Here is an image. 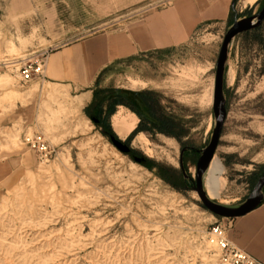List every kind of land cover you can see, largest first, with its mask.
Returning a JSON list of instances; mask_svg holds the SVG:
<instances>
[{
	"label": "rangeland",
	"instance_id": "374dc122",
	"mask_svg": "<svg viewBox=\"0 0 264 264\" xmlns=\"http://www.w3.org/2000/svg\"><path fill=\"white\" fill-rule=\"evenodd\" d=\"M172 1L0 0V264H221L211 232L222 224L228 233L230 219L202 206L192 190L195 165L214 127L223 38L264 0L245 7L243 0H203L202 8L218 3V22L190 28L189 21L182 44L104 70L88 89L84 115L88 97H74L87 89L38 81L23 87L3 66L128 30ZM223 92L226 115L213 157L223 172L212 201L236 207L264 174V22L231 42ZM120 99L137 113L119 108ZM117 113L133 126L125 139L111 126ZM97 118L104 126L90 120ZM23 134H42L53 160L38 164ZM139 135L146 142L133 144ZM183 151L188 181L179 167ZM7 161L15 169L5 172Z\"/></svg>",
	"mask_w": 264,
	"mask_h": 264
},
{
	"label": "crops",
	"instance_id": "0c3cea01",
	"mask_svg": "<svg viewBox=\"0 0 264 264\" xmlns=\"http://www.w3.org/2000/svg\"><path fill=\"white\" fill-rule=\"evenodd\" d=\"M202 2L203 0H173L174 4L166 11L143 24L116 34L88 37L51 53L46 61L45 82L91 90L100 73L110 66L139 61L182 44L191 31L185 30V23L192 22V28L203 23L218 22V3L213 2L202 8L199 5ZM227 13L228 11L224 13V18ZM178 34H184V39H176ZM89 90L74 97L78 103L86 97L89 99L80 108L82 115L92 97V91ZM121 90V94L137 93L126 88ZM118 106L126 108L123 101ZM90 120L96 126L101 124L98 120ZM2 167L5 172L15 169L11 161L3 163ZM228 227V240L254 260L264 264V190L263 200L258 208L245 216L230 220Z\"/></svg>",
	"mask_w": 264,
	"mask_h": 264
},
{
	"label": "water",
	"instance_id": "95a60500",
	"mask_svg": "<svg viewBox=\"0 0 264 264\" xmlns=\"http://www.w3.org/2000/svg\"><path fill=\"white\" fill-rule=\"evenodd\" d=\"M264 22V6L261 11L251 17H244L235 20L227 30L215 64V84L213 93V118L214 127L211 138L207 146L199 151V158L196 162V174L192 190L197 194L202 206L213 216L221 219H236L254 211L263 200L264 174L258 179L251 193L243 203L236 207H226L209 200L206 196L203 186V177L207 172L209 165L214 157L215 150L221 135L223 122L225 119V101L223 92V80L228 59V49L233 39L243 33L258 29ZM183 154L180 155L179 167L185 181L189 178L183 168Z\"/></svg>",
	"mask_w": 264,
	"mask_h": 264
},
{
	"label": "built area",
	"instance_id": "2783aa9c",
	"mask_svg": "<svg viewBox=\"0 0 264 264\" xmlns=\"http://www.w3.org/2000/svg\"><path fill=\"white\" fill-rule=\"evenodd\" d=\"M50 54H42L31 60L13 59L4 69H11L17 74L21 86L34 81L45 82L46 61ZM21 144L34 154L38 164L46 165L55 157V149L42 134H23ZM227 221L228 219H223ZM211 235L219 250L221 264H260L248 254L235 247L227 238V226L216 225Z\"/></svg>",
	"mask_w": 264,
	"mask_h": 264
},
{
	"label": "bare ground",
	"instance_id": "6f19581e",
	"mask_svg": "<svg viewBox=\"0 0 264 264\" xmlns=\"http://www.w3.org/2000/svg\"><path fill=\"white\" fill-rule=\"evenodd\" d=\"M254 1L255 0H243L242 5L243 7H245L247 5H251ZM232 81H233V76L231 75L229 78V83L231 84ZM127 124H128L127 121L125 120V118L122 116L121 113H117L112 117L111 126L113 128V131L121 139H125L133 127L132 125H127ZM145 142L146 140L144 136L139 135L138 137L135 138L133 144L142 145ZM222 172H223V167L221 163L216 158H213L207 170L205 185H204V191L209 200H215V199L217 200L219 198V191L221 188V181L219 177L222 174Z\"/></svg>",
	"mask_w": 264,
	"mask_h": 264
},
{
	"label": "trees",
	"instance_id": "16d2710c",
	"mask_svg": "<svg viewBox=\"0 0 264 264\" xmlns=\"http://www.w3.org/2000/svg\"><path fill=\"white\" fill-rule=\"evenodd\" d=\"M130 96L136 98V97H138L139 95H137V94H136V95H135V94H130ZM121 101H122V100L120 99V102H121ZM132 104H133L132 102H131V103H127L129 109L132 110L134 113H137V112L134 110V108L132 107ZM158 131L161 132V133H164L163 130H159V129H158Z\"/></svg>",
	"mask_w": 264,
	"mask_h": 264
},
{
	"label": "flooded vegetation",
	"instance_id": "af4514ba",
	"mask_svg": "<svg viewBox=\"0 0 264 264\" xmlns=\"http://www.w3.org/2000/svg\"><path fill=\"white\" fill-rule=\"evenodd\" d=\"M122 101L124 102V104H125V107H126L127 109H129V107H128L127 103H131V102H128V101H126V100H123V99H122ZM129 110H130V109H129ZM97 119H98V118H97ZM97 122L101 123V124H100V126H104V125H103V123L99 121V119H98V121H97Z\"/></svg>",
	"mask_w": 264,
	"mask_h": 264
}]
</instances>
